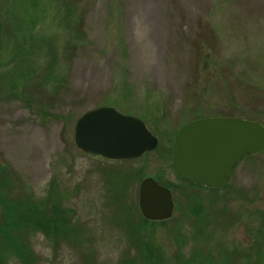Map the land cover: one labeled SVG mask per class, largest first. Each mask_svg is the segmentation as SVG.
Segmentation results:
<instances>
[{"label": "rangeland", "instance_id": "1", "mask_svg": "<svg viewBox=\"0 0 264 264\" xmlns=\"http://www.w3.org/2000/svg\"><path fill=\"white\" fill-rule=\"evenodd\" d=\"M74 1H10L21 38L30 10L32 38L46 44L14 67L13 40L6 35L10 46L0 62V72L12 71L0 75V161L39 199L49 191L59 196L85 251L66 247L56 254L38 235L36 264H82L84 255L94 264H118L136 256L132 234L144 218L140 185L149 177L172 192L175 204L170 219L149 221L155 224L144 230L168 264L177 257L174 227L193 238L187 213L193 203L210 215L209 231L218 227L216 242L224 251H244L254 240L258 212H264V150L243 159L227 189L216 194L179 179L172 152L179 131L199 119L264 126V0H78L81 18L72 14ZM77 27L79 33L73 32ZM52 71L58 79L66 76L58 93L43 84ZM102 106L141 119L158 139L157 149L114 162L79 150L77 119ZM215 211L228 213L226 226H217ZM1 215L0 204V221ZM187 242L184 259L192 254V240Z\"/></svg>", "mask_w": 264, "mask_h": 264}, {"label": "trees", "instance_id": "2", "mask_svg": "<svg viewBox=\"0 0 264 264\" xmlns=\"http://www.w3.org/2000/svg\"><path fill=\"white\" fill-rule=\"evenodd\" d=\"M12 1V0H10ZM10 1L0 3V62L2 61V52L5 48L10 46V42L5 41V36L10 35L13 42V50L11 59L13 66H19L27 61V58L34 52V49L41 42L46 44L45 38L32 37V29L36 26L34 16L30 17L29 10L27 28L30 31L25 32V36L19 34L22 25L17 23V9L13 2ZM78 0L74 1L72 14L75 13L80 18L85 13L80 7ZM24 22L23 20L21 23ZM25 22V24H27ZM79 26L80 23L75 22ZM72 30V27H71ZM79 27L75 28L73 32L79 33ZM11 63V64H12ZM6 66L2 64L1 67ZM12 73L9 69L0 72V75ZM48 77L43 84L55 90L57 93L66 86V76L61 75L60 79L57 74L47 73ZM12 75H9L11 77ZM246 120V119H244ZM17 176V174L10 169V167L0 161V204L2 205V215L0 221V264H36L39 257L33 247V240L36 236L42 235L50 241L54 252L56 254L63 251L66 247H72L78 253H85L82 250V242L76 241L79 238L80 230L72 228V222L69 221V211L60 206L59 196L55 192H48L39 199L30 188ZM18 187L14 188V185ZM193 188L206 189L213 194L221 192L222 190L210 189L189 183ZM52 187V186H51ZM17 189V193H16ZM227 189V188H226ZM225 190V189H224ZM223 190V191H224ZM12 194H15L13 196ZM44 200V201H43ZM43 201V202H42ZM45 202V203H44ZM187 213L188 219L191 223L193 238L187 239L185 234L181 232L178 225L174 227V233L178 229L174 239L173 232L170 235L174 245L177 248V257L173 264H264V212H258L256 219L259 225L253 228L254 240L251 245L246 247L244 251L235 248L233 251H228L223 248L221 242H216L218 237L217 228L215 231H209L205 224L206 217L210 216L205 213V208L201 203H193L189 206ZM211 217L215 218L217 226L224 227L228 222V213L215 211ZM166 222L160 224L164 227ZM154 222L141 218L138 223V233L132 234L134 237L132 245H134L138 254L131 258V255L123 257L118 264H168L162 256V250L154 241H150L144 235L145 227L153 225ZM144 228V229H143ZM180 237V238H179ZM186 238V239H185ZM187 240H192L191 251L192 254L189 259H184L183 249L189 245ZM200 242L204 245H200ZM83 251V252H82ZM212 251L214 254L212 255ZM84 262L82 264H94L92 259L83 256Z\"/></svg>", "mask_w": 264, "mask_h": 264}, {"label": "water", "instance_id": "3", "mask_svg": "<svg viewBox=\"0 0 264 264\" xmlns=\"http://www.w3.org/2000/svg\"><path fill=\"white\" fill-rule=\"evenodd\" d=\"M74 141L83 153L106 161H129L157 149L158 139L139 118L113 107L87 111L75 123ZM264 150V126L237 118H203L184 126L173 145L179 179L225 189L240 162ZM172 192L154 178L140 185L139 208L148 221H165L174 211Z\"/></svg>", "mask_w": 264, "mask_h": 264}]
</instances>
